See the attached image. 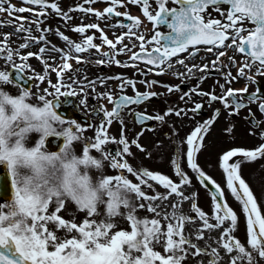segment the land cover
Segmentation results:
<instances>
[{
  "label": "snow or ice",
  "instance_id": "1",
  "mask_svg": "<svg viewBox=\"0 0 264 264\" xmlns=\"http://www.w3.org/2000/svg\"><path fill=\"white\" fill-rule=\"evenodd\" d=\"M86 2L92 0L76 3L65 11L57 0H24L30 8L0 0V12L33 13L31 21L41 33L34 35L31 24L20 23L16 31H25L27 36L19 48L10 45V33L0 41V58L5 65L0 68V264H188L189 260L193 264H259V259H264V210L242 175V162L264 157V143L256 147L232 146L220 158L226 186L245 216L244 239L234 234L240 213L229 203L221 184L198 162L205 134L221 108L213 109L212 115L178 141L171 160L172 174L152 170L139 160L131 162L129 157L135 156L132 145L141 150L145 145L139 140L142 131L131 139L126 134L124 115L132 111L141 123L153 118L163 121L169 113H196L203 108V100L192 101L191 109L170 106L155 116L133 111L131 105L158 95L151 85L160 82L144 80L148 90L136 89L129 94L126 89L136 88L137 80L117 73L120 92L96 91L100 102L88 109L101 113L98 125L92 119L80 121L68 116L58 108L61 97L78 94L80 103L87 107V88L95 91L97 84L106 83L104 77L88 80L82 75L67 76L66 70L77 71L73 59L91 63L89 56L95 55L99 64L135 66L147 62L153 72L166 73L174 64H186L188 57L201 50L215 51L210 63L186 65L187 72L193 73L194 69L203 72L210 66L222 67L220 58L231 48L240 60L229 55V70L223 73L228 86L221 84L222 93L195 86L181 99L198 92L211 102H222L229 114L253 102L264 113V87L257 79L264 75V0H106L102 9L85 7ZM129 4L138 6L141 13L132 14ZM225 4L228 7H223ZM49 6L65 21L72 20L69 13L74 10L92 13L97 20L115 16L108 26L127 30L110 38L99 22H81L72 26L80 36L77 40L59 26L55 30L42 27ZM121 7L125 10L120 11ZM213 12L220 15L214 16ZM124 18L130 22L125 23ZM145 19L150 28L144 24ZM19 20L28 18L20 16ZM90 29L98 30L100 36ZM53 31L64 46L57 47L48 39ZM34 43H40L38 51H22ZM93 48L95 53L91 52ZM51 51L60 55L49 56ZM127 52L131 55L120 60L119 55ZM34 56L42 62L43 71L35 70L29 62ZM232 66L237 69L235 74ZM51 71L56 72L55 80ZM176 76L183 77L184 73L176 72ZM26 77L31 86L23 82ZM241 77L245 85L232 87V80ZM45 82L47 86L41 87ZM249 84L258 86L250 92ZM166 87L170 92L180 90L179 84L168 83ZM104 99L113 106L109 108ZM249 115L253 123L250 131L255 134L261 122L251 109ZM114 121L121 125L119 136L109 130ZM89 128L94 134L86 135ZM225 131L231 132L232 127ZM259 135L264 137V130ZM51 138L59 141L55 150L50 147ZM109 143L117 145L115 151ZM186 165L205 182L206 189L207 181L214 186L209 189L211 212L199 204L197 191H188L193 179ZM212 230H219L214 239L207 235ZM202 239L204 244L199 242Z\"/></svg>",
  "mask_w": 264,
  "mask_h": 264
},
{
  "label": "flooded vegetation",
  "instance_id": "2",
  "mask_svg": "<svg viewBox=\"0 0 264 264\" xmlns=\"http://www.w3.org/2000/svg\"><path fill=\"white\" fill-rule=\"evenodd\" d=\"M62 2L63 3H59V4L62 7H64L65 11H66L67 9H69L66 6L72 5L73 2H76V0H63ZM105 4H106V0H92V2L89 3L88 7H97V8L102 9L105 6ZM128 7H138V6H136L134 4H129ZM223 7L226 8V7H228V5L225 4V5H223ZM212 14L214 16L220 15L218 12H213ZM69 15L72 16L71 12L69 13ZM88 19L92 22L98 21L97 17L92 13H89ZM75 20H76V17L72 16V20L68 21V22L71 23L72 25H74ZM100 20H103V19H100ZM104 21H105V19H104ZM108 25H110V20L108 21ZM119 28L120 27L114 28V31L111 32L112 33L111 38H114V33L117 34L116 32L119 30ZM164 30L165 31L167 30L166 27L164 28ZM118 47H119V45H118ZM129 48H131V47L129 46ZM220 50H222V49H220ZM123 54H125V53H123ZM230 54H234L236 56L238 53H234L233 49L229 48L228 52L225 54V55H228L227 59L229 58ZM199 55L200 54L198 53L194 57H189L188 62L191 61L193 64L199 65V64H203L205 62L210 63L211 61H213L215 59V52L210 54V55L214 56V57H210V58L205 57V58H199L198 59ZM227 59L226 60H225V58L223 59L222 67H211L210 66L209 69L203 70V72H201L200 69H194L193 73L187 72L184 75V76H186V78H178L176 76H172L171 80H168V81L173 82V84H179L180 85V90H176V89L173 90L175 93L174 99L178 103V105H179L178 107H180L182 109L185 107H187L188 109H191L192 101L203 100L205 102L203 108L201 110H198L196 113H194L196 117H199L200 121H202L203 119H206L208 116L212 115L213 109L218 108V107L221 108L220 115L217 117V119L215 120L213 125L210 127V130H209L210 132H215L217 134H226L228 136L234 135L235 139H236L235 144H237V145L239 144L240 146H245V147H256L260 143H264V137H261L259 135L261 130H264V113H262L259 110L256 102H253L251 104H246V106L241 108L239 110V112H237V113L229 114L228 109L223 107L222 102H220V101L211 102L209 100V97H207L206 95L201 96V95H199L198 92L194 93L191 96V98H189L188 96H184V98L181 99L184 92H187L189 89H193L195 86H199L200 88L205 89L207 91H213L214 90L217 95L221 94L223 91L221 88V84H225L226 87L228 86L225 83L226 78L223 75L224 72H227L229 70L230 65L228 64V66H227L225 64L227 62ZM112 64H115V63H112ZM141 64H144V63H141ZM108 66H109V64H103L102 68H99L95 64H93L92 70L93 69H99L100 73L97 77L106 78V74H107V72H109ZM231 71L233 72V74L236 73L237 69L235 68V66L231 67ZM121 73H123L125 76L129 77L125 66L123 67V70L121 71ZM201 75H204L203 80L200 79ZM96 78H93L92 80H95ZM257 79L259 81V86L264 87V75L258 76ZM108 80H109V78H106L105 85L97 84L96 90L92 93L91 96H89L91 98L88 97L86 114L91 116V117L96 115V117L92 119V120H94V122L96 124L99 123V118H97V117H99L101 115V113L89 112L88 109L92 108L93 106L97 105L100 102L97 100L96 91L112 90L111 86L108 85V82H107ZM152 80H156V81H159L161 83V77L159 75L157 77L153 78ZM152 80H150V81H152ZM143 81H144V79L141 80L140 77H138V80H137L138 89L141 91L148 90L149 85H146L145 83H143ZM160 83H156V84L151 85V90L158 93L159 97H160V95H159L160 92L156 90V86ZM245 83H246V80L243 77H241L239 79L232 80L231 86L232 87H243L245 85ZM248 86H249V91L251 92V91L255 90V88L258 85L257 84H249ZM126 91L129 94H132L136 90H134L133 87L129 86L126 89ZM119 92H120V89H119ZM156 96L157 95L151 97V98H155L153 100H146L144 102H141L138 105L137 104L131 105L130 107L132 108L133 111H146L149 114L154 115L155 112H158L160 110V108H156V106H155V103L159 101V100H157ZM61 100H62V102L68 101L69 107H71L72 104H74V100L71 98L66 99L63 97ZM104 100L109 101L107 99H104ZM104 100L102 101L103 103H104ZM78 106H79L78 109L79 108L82 109L85 105L81 104L80 100H79ZM249 109H251L252 113H254L255 118L261 122L259 127H255V129H254L255 134H253V132L250 131L251 129H253V123H252V117L249 115ZM74 110H75L74 108L71 109L70 115H73L72 117H74V114H73ZM191 112L192 111L189 110V111H187V114L189 113V115H191L192 114ZM131 113L133 114L132 111H131ZM200 121L197 120L196 122L198 123ZM155 123L156 122L154 119L152 121L151 127H153L155 125ZM230 126L232 127V131L226 132L225 129L230 127ZM76 147H77V145H76ZM254 162L259 167L264 169V157H257Z\"/></svg>",
  "mask_w": 264,
  "mask_h": 264
},
{
  "label": "rangeland",
  "instance_id": "3",
  "mask_svg": "<svg viewBox=\"0 0 264 264\" xmlns=\"http://www.w3.org/2000/svg\"><path fill=\"white\" fill-rule=\"evenodd\" d=\"M132 7H128L130 9ZM123 65V64H121ZM129 69L127 68L129 77H137L138 73L136 71V65L128 64ZM180 72L179 69L173 68L169 74ZM151 76L144 77V79H149ZM161 100V112L164 108L171 106L175 107L174 100L171 97V93H168L167 88H163V95ZM159 112V113H161ZM166 112V111H163ZM131 114L125 113L124 115V124L126 125V134L129 138H135L137 133L142 131V135L139 136V140L141 144L145 145V150H141L138 146L132 145V151L135 154L134 157H129L132 163H136L137 160L141 161L145 166H148L152 170H161L166 174H172L174 171L173 166L171 165V160L175 156V149L177 147V143L180 140H183L186 137L184 134L185 131L181 130L182 124L179 123V115L175 113H169L166 115L165 120H158V126L153 129H141L137 126H131ZM113 134L117 136L120 135L121 125L114 121L109 129ZM154 133V135H153ZM94 134V129L86 130V135ZM155 136V137H154ZM215 135H211L210 144L207 148H201L198 153V162L201 166L207 171L221 186L225 189L226 197L229 200V203L240 213V222L238 230L234 233L239 236L241 239L245 237V216L242 212V207L239 201L231 194L230 189L226 186V174L224 173L220 158L222 155L223 147L222 146H214L213 143L219 144L222 140H216ZM116 144L109 143L108 147L114 146ZM117 146V145H116ZM80 145L77 144V148L79 149ZM184 149H186L187 145H183ZM151 153V156L147 155V153ZM253 162L247 161L242 163V175L248 181L249 185L253 189L255 195L258 198V202L261 205L262 210H264V169L263 168H255L252 170ZM186 170L189 171V175L192 176L193 183L191 187L188 189L189 192L195 190L198 192V202L199 204L206 210L212 211V199L210 196V192L205 188L203 183L199 180V177L191 170L190 165H186ZM159 187V185H158ZM162 190V189H161ZM149 191H151L149 189ZM70 207V206H69ZM185 207L187 208V202L185 203ZM207 208V209H206ZM80 216L83 213L79 214ZM198 223V222H197ZM207 235H211L213 239L219 235V230H212L207 233ZM201 244H204V240L199 241ZM259 259V258H258ZM188 264H193L191 260H189ZM259 264H264V259H259Z\"/></svg>",
  "mask_w": 264,
  "mask_h": 264
}]
</instances>
